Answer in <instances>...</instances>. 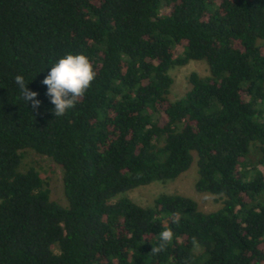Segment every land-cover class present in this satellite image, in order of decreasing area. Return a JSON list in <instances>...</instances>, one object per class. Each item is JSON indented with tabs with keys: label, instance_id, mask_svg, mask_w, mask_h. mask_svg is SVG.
<instances>
[{
	"label": "trees",
	"instance_id": "obj_1",
	"mask_svg": "<svg viewBox=\"0 0 264 264\" xmlns=\"http://www.w3.org/2000/svg\"><path fill=\"white\" fill-rule=\"evenodd\" d=\"M68 53L87 55L97 77L55 118L42 81ZM191 61L210 75L192 73L172 100L170 71ZM27 151L62 167L67 207L37 169L21 170ZM196 158V190L222 198L219 210L126 196ZM260 166L264 0H0V264H264ZM169 227L173 242L151 255Z\"/></svg>",
	"mask_w": 264,
	"mask_h": 264
},
{
	"label": "rangeland",
	"instance_id": "obj_2",
	"mask_svg": "<svg viewBox=\"0 0 264 264\" xmlns=\"http://www.w3.org/2000/svg\"><path fill=\"white\" fill-rule=\"evenodd\" d=\"M192 73H198L201 77L210 75L209 67L206 61H191L183 67H174L170 71L174 83L171 88V99L177 100L182 98L190 89L189 77ZM30 168L37 169L43 178L49 183L51 190V198L58 202L61 206L67 207L68 201L64 190V174L60 165L56 164L52 159L40 156L33 151L25 153L21 170L26 171ZM264 170L263 167H259ZM199 178L197 158L189 171L182 174L179 178L168 182H154L150 185L143 186L132 190L126 194L136 203L145 207L154 205L155 200L163 195H183L194 199L203 212H215L223 205V199L210 194L199 193L196 190V183ZM202 249H198L197 253H201Z\"/></svg>",
	"mask_w": 264,
	"mask_h": 264
},
{
	"label": "clouds",
	"instance_id": "obj_3",
	"mask_svg": "<svg viewBox=\"0 0 264 264\" xmlns=\"http://www.w3.org/2000/svg\"><path fill=\"white\" fill-rule=\"evenodd\" d=\"M97 77V72L90 58L83 54L68 53L55 61L42 81L47 86L46 95L50 98V103L54 105L50 111L55 118L63 117L66 113L74 109L76 104L92 87ZM14 83L17 85L20 97L28 105L31 102L33 110L38 109L41 101L36 99L38 93L31 91L25 81L23 75H15ZM172 222L179 225L180 214L175 213ZM159 242L157 246H152L151 255H157L167 250L169 244L173 242L174 232L169 228H165L158 233ZM191 244L194 250H198L201 245L196 237H193ZM182 264H187L186 261Z\"/></svg>",
	"mask_w": 264,
	"mask_h": 264
}]
</instances>
